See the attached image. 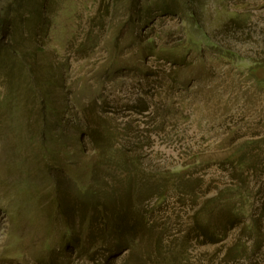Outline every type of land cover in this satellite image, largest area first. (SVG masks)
Masks as SVG:
<instances>
[{
  "label": "rangeland",
  "instance_id": "obj_1",
  "mask_svg": "<svg viewBox=\"0 0 264 264\" xmlns=\"http://www.w3.org/2000/svg\"><path fill=\"white\" fill-rule=\"evenodd\" d=\"M27 5L0 264H264V0Z\"/></svg>",
  "mask_w": 264,
  "mask_h": 264
},
{
  "label": "trees",
  "instance_id": "obj_2",
  "mask_svg": "<svg viewBox=\"0 0 264 264\" xmlns=\"http://www.w3.org/2000/svg\"><path fill=\"white\" fill-rule=\"evenodd\" d=\"M13 2H16L17 5H14L12 8H4L0 5V71H4L7 75L10 74L14 68L13 63L20 67H22V62L24 61L23 53L21 52V49L17 50L13 44H12V28H14L19 21L20 16V9H25L28 5L31 4L33 8L37 7L38 15H41V0H33L30 2L29 0H13ZM31 7V10H33ZM22 16V15H21ZM41 18V17H40ZM16 23V24H15ZM9 38V39H8ZM18 55V57L16 56ZM144 111L143 109H139L136 111L137 113H140ZM84 198L88 197L87 192L82 190L80 193ZM89 194H91L89 192ZM88 200V198H87ZM115 204V203H114ZM113 204V206H114ZM111 207L110 211L115 207ZM124 215L118 216L117 218L121 219ZM108 220L112 217H108ZM111 221H109L111 223ZM102 224L104 223V220L101 221ZM108 222V221H107ZM101 224V223H100ZM101 224V225H102ZM116 224V223H115ZM92 225V224H90ZM196 232V231H195ZM72 248H77L76 245L72 246Z\"/></svg>",
  "mask_w": 264,
  "mask_h": 264
}]
</instances>
